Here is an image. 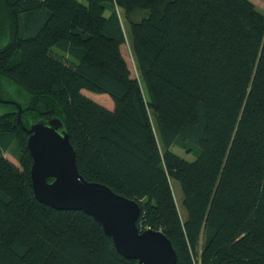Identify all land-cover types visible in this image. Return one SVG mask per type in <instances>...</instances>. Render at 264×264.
<instances>
[{"label": "trees", "instance_id": "16d2710c", "mask_svg": "<svg viewBox=\"0 0 264 264\" xmlns=\"http://www.w3.org/2000/svg\"><path fill=\"white\" fill-rule=\"evenodd\" d=\"M4 79L35 121L64 120L80 172L137 200L139 228L163 230L177 264H264V11L251 0H0V96L15 100ZM0 104V264H136L93 216L36 198L28 134ZM13 144L20 165L2 154Z\"/></svg>", "mask_w": 264, "mask_h": 264}, {"label": "water", "instance_id": "95a60500", "mask_svg": "<svg viewBox=\"0 0 264 264\" xmlns=\"http://www.w3.org/2000/svg\"><path fill=\"white\" fill-rule=\"evenodd\" d=\"M0 102L18 108L17 123L28 134L27 147L33 159L31 180L39 201L93 216L112 238L117 251L135 259L136 264H177V251L163 230L139 228L141 206L137 200L90 181L80 172L76 149L61 117L42 118L26 126L19 102L1 96Z\"/></svg>", "mask_w": 264, "mask_h": 264}, {"label": "rangeland", "instance_id": "374dc122", "mask_svg": "<svg viewBox=\"0 0 264 264\" xmlns=\"http://www.w3.org/2000/svg\"><path fill=\"white\" fill-rule=\"evenodd\" d=\"M79 1L86 3V0H79ZM251 1L257 6L258 9L264 11V0H251ZM124 30H125V35H126V41L121 47L122 53H123L125 59L127 60L129 67L132 70V74L135 77L141 78L139 68H138V64H137V60L135 59L134 53L132 50V43H131V39H130V26H129V24H127V22H125V20H124ZM1 89L3 91L2 95L4 97L7 96L8 98H12V99L17 100L18 102H20L23 105V107H25L27 105L28 95H26V93L22 89H20L16 84L11 82L10 80L4 79ZM84 93L86 95H88L91 99L97 101L98 103H100L102 105H105L106 107H110V108L114 107L113 99L108 94H99V93H94V92L87 91V90H85ZM0 103H2V102H0ZM6 110H7V108L0 104V114L4 113ZM15 110H17V109H14V111ZM22 118H23V122L25 123V125L27 124L29 126L36 120L33 117V115L31 113H28V112H23ZM152 121H153L155 130H156V133L158 135V138L160 140L159 133L157 131L155 117H154L153 113H152ZM161 148L163 150V146ZM171 150L177 152L179 155L187 158L188 160L194 159V155L188 154L185 151V149L181 146L174 144L171 146ZM2 154L5 155V157H8L10 160H12L16 165H20V163H19V151H18L15 144H13L8 150L3 151ZM172 187L174 190V195H175L178 207L180 209V213L182 215V218L184 219L187 216V212L185 210V207H183V204H182L183 192H182L181 185L177 180L173 179L172 180Z\"/></svg>", "mask_w": 264, "mask_h": 264}]
</instances>
